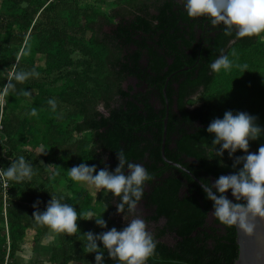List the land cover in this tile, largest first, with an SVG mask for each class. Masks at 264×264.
Listing matches in <instances>:
<instances>
[{"label": "trees", "instance_id": "1", "mask_svg": "<svg viewBox=\"0 0 264 264\" xmlns=\"http://www.w3.org/2000/svg\"><path fill=\"white\" fill-rule=\"evenodd\" d=\"M115 4L105 10L97 0L86 5L82 0H0V94L10 80L15 84L5 95V109L24 83L3 77L1 67L10 66L9 57L34 70L43 59L45 76L57 74L48 80L46 90L34 83L36 116L21 121L9 105L8 114L1 119L10 149L16 146L13 138L17 130H27L30 144L46 152V164L36 166L38 159L33 156L28 162L33 169L44 171L50 166L51 171L38 184L29 180L9 184L7 216L1 218L6 227L0 228V264H20L16 254L21 246L39 243L50 233L33 213L44 211L51 196H62V202L71 204L81 216L77 233H56L51 263H95V253L87 252L83 234L113 227L119 231L127 223L113 216L130 211L126 206L124 213H118V197L103 189L94 196L90 185L73 181L68 172L81 162L113 171L120 151L153 177L146 182L139 202L149 212L147 219H164L152 235L157 246L146 264H233L238 256L235 227L221 224L214 216L209 223L212 205L202 186L161 156L164 87L169 78L166 157L183 165L202 183L230 174L234 158L244 153L238 150L230 159L225 151L222 158L214 157L213 137L206 129L224 112H239L253 96L263 98L258 113L264 119V77L259 76L264 64V32L244 37L235 31L225 35L223 24L214 26L206 16L189 17L184 0H116ZM62 7L68 12L64 14ZM204 24L208 30L199 34ZM75 52L81 55L78 60L72 58ZM220 55L229 57L230 70L211 69ZM65 78L71 82L59 94L49 89ZM128 79H134L136 85L124 88ZM197 93L200 98L193 106ZM49 99L57 101L56 111L48 105ZM64 108L68 110L66 126L60 121ZM84 133H89V138L78 139ZM261 144L264 140L258 145L249 143V151L257 152ZM58 179L63 184L60 191L48 184ZM228 195L231 198L230 191ZM36 201L40 202L38 208H33ZM88 212L102 216L107 228L84 220ZM165 236L173 243L164 242ZM105 264H117L106 251Z\"/></svg>", "mask_w": 264, "mask_h": 264}, {"label": "clouds", "instance_id": "2", "mask_svg": "<svg viewBox=\"0 0 264 264\" xmlns=\"http://www.w3.org/2000/svg\"><path fill=\"white\" fill-rule=\"evenodd\" d=\"M184 8L189 17L206 16L214 26L223 24L225 35L235 31L238 37H244L264 32V0H184ZM232 66L227 55H220L211 63L214 72L230 70ZM39 75L35 70H17L13 72L12 79L22 83ZM14 89L15 84L10 80L4 86V94ZM24 95L30 93L25 91ZM199 98L194 97L196 102L191 105H197ZM48 105L56 111L55 99H49ZM31 115H37L35 108L31 110ZM206 131L213 137L211 151L214 157L222 158L225 151L230 159L238 150L244 153L234 158L231 165L234 171L230 174L202 184V191L212 205L211 214L223 225L238 226L251 233L253 221L257 217L264 218V144L253 153L249 151V142L264 135V128L257 123V117L247 112L226 111L222 118L213 119ZM116 155L118 164L113 171L107 167L97 170L95 164L81 162L73 166L68 175L75 182H83L118 197L117 212L124 213L126 206L129 211L136 208L143 199L146 182L153 177L142 164L129 162L123 151ZM219 164L224 166L222 159ZM177 167L180 168V165ZM33 175V165L24 156H19L6 170H0V176L18 183L31 180ZM63 199L62 196H51L45 210L35 211L33 217L55 233L73 235L79 230L77 221L81 216L71 204L62 202ZM39 203L36 201L33 208H38ZM84 220H94L100 228H107L106 220L93 212L84 214ZM83 235L87 241V252L95 253V264H105V251L108 258L117 264H146L157 246L147 231L145 221L140 218L127 222V226L119 231L113 227L98 234L89 231Z\"/></svg>", "mask_w": 264, "mask_h": 264}, {"label": "rangeland", "instance_id": "3", "mask_svg": "<svg viewBox=\"0 0 264 264\" xmlns=\"http://www.w3.org/2000/svg\"><path fill=\"white\" fill-rule=\"evenodd\" d=\"M82 1H84V5H86V3L89 2V0H82ZM97 1L100 2V6L102 4V8L105 10L113 8L116 5L115 4L116 0H97ZM97 7H99V5H97ZM2 10L3 9H0V12ZM61 10L62 12H64V14L68 12L67 9L63 7L61 8ZM106 30L109 31V29ZM13 57L14 56L9 57V62H11L10 66H8L7 68L5 66L1 67V73L3 77L11 79L13 76V72L17 70H23V71L34 70L30 67V65L21 64L19 63L18 59H14ZM72 58L74 60H78L79 58H81V55L80 53L75 52ZM36 65L37 66H35V71L40 73L39 77L29 78L28 80L24 81L22 88L19 90L18 95L12 96L11 100L9 101V105H12L14 107L13 108L15 109L14 113L15 115L21 118V121L29 119L31 116V110L34 108V102H35L34 95L36 93V90L33 89L34 83H38L39 85H42L40 86L41 89L46 90L48 80L52 79L55 75H57V74H53L49 78L45 76V74L41 71L42 66H44L43 59H39ZM64 71H68V70L64 69L63 72ZM259 76L264 77V64L260 69ZM70 82L71 81L69 78H65L57 83L55 82L53 85H49V89L53 88L55 93L59 94L63 89H65L67 84H70ZM129 85L135 86L136 81L134 79H128L126 80V82L123 83L124 88H127V86ZM25 91L30 93V95L25 96L24 95ZM198 95L199 93L195 94L194 97H197ZM262 101L263 98L260 95L257 97L254 96L248 97L245 101V104L242 106L239 112H247L250 115L257 117V123L262 128H264V119L262 120L261 116L258 113ZM6 104H7V100L5 94L3 95L0 94V126H1L0 127V170H6L11 165V163L14 160H16L19 156H24L27 161L31 158V156H33L35 160L38 159L36 166L46 164V158H45L46 152L43 151L42 149L35 148L33 147L32 144H30V137L27 130H25L24 132H22V130L20 129L17 130V133L14 135L13 138L15 140L16 146L14 149H10V146L7 144V140H6L7 136L1 130L2 129L1 119L9 112L7 111V107L9 105L5 109ZM99 109L106 113V111L101 105H99ZM67 112H68L67 108L61 110L60 115L62 119L60 121L62 126L68 125V118H66ZM88 138H89V133H84L78 139L87 140ZM262 140H264V135H262L257 140L250 141L249 143L258 145ZM47 168L48 169L44 171L39 170V168L34 169V175L32 179L29 181L37 184L41 183V181L46 179L48 175L47 171H51L50 166H47ZM12 182L13 180L0 176V192L3 195L2 208L0 206V228L6 227V223H3V221H1V218L2 217L6 218L7 216V208H8L7 192L8 189L10 188L9 184H12ZM48 184L51 185L56 191H60L63 186L62 181L59 179L57 181H51ZM90 188H91V193L94 196H96L98 192L101 190V189H96L94 186H90ZM19 197L25 201L27 200V198H24L23 196H19ZM148 216H149V212L145 208H143L142 204H138L136 208L131 212L127 214H116L113 217H115V219L121 223L130 222L132 219L135 218L143 219L146 223L147 231L151 235H153L156 229L164 224V219H160L158 222H152L147 219ZM213 218H214L213 215L210 213L208 217V222L212 223ZM50 233H48V235H44L39 243H34L32 245L28 243L23 244L21 246L20 251L16 254L17 262L20 264H53L50 261V253L52 251L53 245L57 243V237L49 238L51 237ZM162 240L168 244L173 243V240L170 236H165ZM25 257L28 258L25 259ZM69 264H95V263L93 261L83 262L80 260L79 261L75 260L70 262Z\"/></svg>", "mask_w": 264, "mask_h": 264}, {"label": "water", "instance_id": "4", "mask_svg": "<svg viewBox=\"0 0 264 264\" xmlns=\"http://www.w3.org/2000/svg\"><path fill=\"white\" fill-rule=\"evenodd\" d=\"M167 79L164 87V98L166 103V116L164 118V130L161 144V156L163 160L172 166L177 167L180 165V169H186L185 172L189 174L197 183L202 186V182L191 171L185 168L183 165L169 160L165 155L166 139H167V120L169 114V101L166 96V86L168 84ZM3 95V94H2ZM254 228L251 233H247L240 229L238 226H234L236 230V244L238 246V256L233 264H264V218L257 217L254 221Z\"/></svg>", "mask_w": 264, "mask_h": 264}, {"label": "flooded vegetation", "instance_id": "5", "mask_svg": "<svg viewBox=\"0 0 264 264\" xmlns=\"http://www.w3.org/2000/svg\"><path fill=\"white\" fill-rule=\"evenodd\" d=\"M206 30H208V27H207V24H204V30L198 29V33H199V34H200L201 32L205 33ZM157 104H158V106H160L159 103H157ZM139 204H142V205H143V208H145L143 203H139ZM137 205H138V204H137ZM145 209H146V208H145ZM146 210H147V209H146ZM130 212H131V211H130Z\"/></svg>", "mask_w": 264, "mask_h": 264}, {"label": "crops", "instance_id": "6", "mask_svg": "<svg viewBox=\"0 0 264 264\" xmlns=\"http://www.w3.org/2000/svg\"><path fill=\"white\" fill-rule=\"evenodd\" d=\"M51 237L49 238H54L55 236L57 237L56 233L53 230H50ZM48 237V236H47Z\"/></svg>", "mask_w": 264, "mask_h": 264}, {"label": "built area", "instance_id": "7", "mask_svg": "<svg viewBox=\"0 0 264 264\" xmlns=\"http://www.w3.org/2000/svg\"><path fill=\"white\" fill-rule=\"evenodd\" d=\"M1 127V126H0ZM2 130V129H1Z\"/></svg>", "mask_w": 264, "mask_h": 264}]
</instances>
